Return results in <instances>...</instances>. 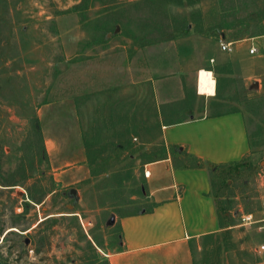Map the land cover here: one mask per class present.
<instances>
[{"label":"rangeland","instance_id":"374dc122","mask_svg":"<svg viewBox=\"0 0 264 264\" xmlns=\"http://www.w3.org/2000/svg\"><path fill=\"white\" fill-rule=\"evenodd\" d=\"M203 16L238 38L264 28V0H0V162L23 179L34 127L49 155L26 183L0 185V264H109L119 245L111 217L142 207L144 142L157 121L144 63H175ZM199 56L184 55L189 65ZM223 64L214 95L187 96L182 117L163 121L246 114L253 154L212 170L228 226L195 242L193 255L195 264H264V229L242 219L264 190V95L250 94L230 57Z\"/></svg>","mask_w":264,"mask_h":264},{"label":"crops","instance_id":"0c3cea01","mask_svg":"<svg viewBox=\"0 0 264 264\" xmlns=\"http://www.w3.org/2000/svg\"><path fill=\"white\" fill-rule=\"evenodd\" d=\"M195 23L196 27L189 23V48L173 51L175 63L159 55L144 63L140 84L155 91L152 116L157 121L153 139L144 142L152 149L141 165L142 207L127 204L120 215L111 217L119 228V245L107 253L109 264H195V242L228 226L222 223L213 193L212 170L253 154L246 114L229 109L172 122L163 118L182 117L177 113L187 108L186 97L205 94L199 89L201 69L223 71L225 57L232 59L234 74L243 78L250 94L264 95V28L237 38L219 29L221 20L203 16ZM220 40L231 42L232 49L222 50ZM252 46L256 50L251 53ZM185 54L200 56L189 65ZM215 93L216 83L211 95ZM258 198L260 205L246 214L264 229V190Z\"/></svg>","mask_w":264,"mask_h":264},{"label":"trees","instance_id":"16d2710c","mask_svg":"<svg viewBox=\"0 0 264 264\" xmlns=\"http://www.w3.org/2000/svg\"><path fill=\"white\" fill-rule=\"evenodd\" d=\"M247 3V2H245ZM254 31H256L254 29ZM248 33V32H246ZM251 33V32H250ZM34 133L39 137V141L37 142L32 141V150H31V163L29 165V168L27 170V168L24 170H21V172H24V176H22V180L20 179H15L13 174L7 172V170H3V166H2V162H0V185H3V186H13V185H17V184H22V183H26V181L32 176L33 174V171L34 170H38V165L41 161L43 160H48L49 159V155H48V152L45 148V144H44V137H43V134H42V131L38 128V127H34ZM0 151L3 152V150H1L0 148ZM22 162H24V159L22 160ZM20 164L22 165L23 163L20 162ZM20 164H19V167H20ZM21 169V168H19ZM41 173H43L41 171ZM28 193L30 194L29 197L31 200L33 201H37V202H40L42 197L41 196H37L35 195L33 192H32V189H28L27 190ZM45 191V189H44ZM43 193V192H42ZM220 214H221V211H219ZM222 217V216H221Z\"/></svg>","mask_w":264,"mask_h":264},{"label":"bare ground","instance_id":"6f19581e","mask_svg":"<svg viewBox=\"0 0 264 264\" xmlns=\"http://www.w3.org/2000/svg\"><path fill=\"white\" fill-rule=\"evenodd\" d=\"M199 89L205 94L211 95L214 93L215 79L212 71L201 69L199 74Z\"/></svg>","mask_w":264,"mask_h":264},{"label":"built area","instance_id":"2783aa9c","mask_svg":"<svg viewBox=\"0 0 264 264\" xmlns=\"http://www.w3.org/2000/svg\"><path fill=\"white\" fill-rule=\"evenodd\" d=\"M231 42H226L224 40H220V46L222 50L225 51H230L232 49L231 47ZM256 50L255 46H252L250 48V52H254ZM200 73V72H199ZM148 173V171H146ZM242 219L244 220V223H250L254 221L253 215L252 214H246L242 216ZM261 249H264V244L261 245Z\"/></svg>","mask_w":264,"mask_h":264}]
</instances>
